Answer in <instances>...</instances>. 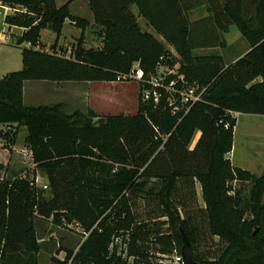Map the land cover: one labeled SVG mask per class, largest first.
Masks as SVG:
<instances>
[{
  "label": "trees",
  "instance_id": "16d2710c",
  "mask_svg": "<svg viewBox=\"0 0 264 264\" xmlns=\"http://www.w3.org/2000/svg\"><path fill=\"white\" fill-rule=\"evenodd\" d=\"M0 1L13 9L4 24L22 29L16 45H30L22 48L21 69L0 78V124L8 125L0 149L12 152L17 133L12 126H24L32 162L50 192L45 198L34 190V177L1 176L5 165L0 163V259L7 250L21 251L37 264L34 217L40 216L52 217L56 225L76 222L84 232L76 250L64 248L62 260L51 258L55 264H151L154 253L146 244L154 231L151 221L165 218L180 242L183 230L199 264H264V173L255 176L233 167L226 157L236 125L230 114L264 115V0H89L95 22L105 26L106 46L91 50L79 43L73 58L34 48L43 29L58 38L66 19L87 26L84 18L70 15L68 2ZM129 4L173 48L179 71L190 80L200 83L203 78L193 74L222 64L219 56L193 51L222 47L221 34L229 26L250 50L219 70L203 99L180 120L181 113L172 115L164 99L156 108L148 103L146 114L107 117L96 125L91 110L67 115L61 104H23L27 80L114 81L135 60L145 77L163 65L169 49L140 31ZM199 6L209 15L191 21L189 11ZM170 79L175 77L169 75L166 82ZM196 132L199 137L190 148ZM235 176L252 184L248 197L228 184ZM195 182L201 185L204 206L196 203ZM138 199L151 208L152 220L136 218ZM246 212L250 218L242 217ZM115 236L126 242L131 263L116 255V247L110 252Z\"/></svg>",
  "mask_w": 264,
  "mask_h": 264
},
{
  "label": "rangeland",
  "instance_id": "374dc122",
  "mask_svg": "<svg viewBox=\"0 0 264 264\" xmlns=\"http://www.w3.org/2000/svg\"><path fill=\"white\" fill-rule=\"evenodd\" d=\"M72 13L77 15H82V12L78 10L77 6H73L71 9ZM206 12L205 8L198 10L191 14V17H198L204 15ZM8 13L12 11L8 10ZM1 18L0 14V32L1 30ZM76 26V25H75ZM94 26V25H93ZM89 27L87 30H82L80 34L75 36H68L67 40L61 44H58L51 39V34L48 32L42 33V42L48 44L47 50L44 46L40 45L39 50L52 52L62 55L66 58H73L74 52L77 45L80 43L82 47L91 49V50H104L105 49V36L104 29H98L95 27ZM85 29V28H84ZM65 33L73 34L79 32L76 27L72 29L69 27L65 28ZM22 32L21 28L14 29L12 33H8V39L10 42H13L12 45H5L9 53L13 57L11 60L18 62L16 64L8 65L6 73L3 75L0 74V78L6 75L9 72L18 71L21 69L22 65L20 62L21 51L23 47H26L25 42L16 45V39L20 36ZM236 44V43H235ZM247 46L248 43L246 42ZM237 48L235 57L240 54L239 44L233 45ZM244 46V45H243ZM250 47V46H249ZM246 48L244 46L243 50ZM235 50H232V54ZM200 53V52H196ZM203 54H218L223 57V63L216 66V69L208 67H203L193 74L195 76L202 77V82L199 84L202 86H207L216 73L222 68L232 64V61L235 57L231 55V51L228 49L225 50L223 47L219 49L211 50L208 48ZM171 57V58H170ZM179 59L175 51L169 50V55L165 57L163 65L159 68V71L163 73L170 72V75H173L177 80L181 77L187 81H199L197 79L190 80L186 78L184 72L179 71V64L177 60ZM174 60L172 66L168 65V62ZM138 61H133L132 64H136ZM190 73V77L193 76ZM25 93V104L27 105H55L61 104L62 111L67 114H73L74 112H81L84 115L87 114L89 110L95 113V117L91 118V123L96 125L100 122L105 121L107 117H122L126 118L136 114L138 111L146 114L150 109V104L145 103L142 99V84L135 80L129 81H104V80H93V81H46V80H28L24 87ZM231 117L236 119V125L233 131V143L232 151L226 155L229 159L231 166L238 167L242 170H246L249 173L254 174L255 176H260L264 173V116L256 114H242L234 113L230 114ZM8 130L7 127H0V142L4 143L2 135ZM12 132L14 129L12 128ZM16 133V143L20 148L26 147L25 136L26 129L25 127L18 126ZM199 133L196 132L189 144L190 148L193 147L194 143L198 138ZM26 157V159H24ZM20 158V160H18ZM18 163H15L16 166L9 164L7 167L6 175L10 178L13 176L26 177L31 180L34 177L33 188L41 190L42 195L45 198L50 197L49 187L43 189L41 185L47 183L46 178L39 169H36L32 165V160L25 156L24 152H20L19 157H16ZM0 160L5 161L3 154H0ZM228 184L237 191L240 192L242 197H248L249 191L251 188V183L244 179L241 176H235L233 180H228ZM199 182H195L196 190V203L198 206H204L202 200V190ZM232 192V191H231ZM151 208H145L144 200L138 199L135 202L134 211L137 219L140 220H152L154 215L148 213L147 210ZM243 218H250V213L246 212L242 215ZM153 219L151 223H155L154 231L149 235V241L146 243L151 251L149 257L152 264H161L164 260L171 258V256L180 250L182 243L177 240V236L172 232L169 222L165 218L160 220ZM59 228L51 230V243L54 245L55 251H58L60 248H69L76 250L80 242L84 239L82 232H78L74 222L66 223L61 221L57 225ZM82 231V229L80 228ZM56 232V233H54ZM60 237V238H59ZM65 238L69 241L67 243L61 242L60 239ZM58 239V240H56ZM215 240H218V236H214ZM67 246V247H65ZM167 255V256H166ZM43 261L45 264H55L51 262L49 258L44 257ZM41 260V264H43ZM199 262V261H197Z\"/></svg>",
  "mask_w": 264,
  "mask_h": 264
},
{
  "label": "crops",
  "instance_id": "0c3cea01",
  "mask_svg": "<svg viewBox=\"0 0 264 264\" xmlns=\"http://www.w3.org/2000/svg\"><path fill=\"white\" fill-rule=\"evenodd\" d=\"M109 1H111V0H96V2L103 3V4H106ZM67 2H68L70 15L82 17L88 22V24L85 27V29L84 28L82 29V28L75 26L74 23L72 21H70V19H66L64 24H63L61 34L58 38H56L55 33H53L52 31H50L48 29L41 30L39 45L44 46L46 50H47L48 44L42 42V33L43 32H48V34H51L50 36H51V39L53 40V42L51 44H53L55 41H57L58 44H61L67 40L68 36L70 37V36H75L76 34H80L82 30H87L89 27H91L93 25H94L93 27H95V28L98 27V29L103 28L105 30L104 25L98 24L95 22L94 15H93V12H92L91 7H90V1L89 0H55V4L57 6H60V5L67 3ZM73 6H77L78 10L82 12V15H77L76 13H72L71 9ZM202 8L206 9L205 6H199V7H196L194 9L190 10L188 13L189 19L191 21H194V20H198L202 17L209 15L208 10L206 9V12L204 15L194 17V18L191 17L192 13L197 12L198 10H200ZM129 9L134 14L135 19H136V24L138 25V27L142 33H147V34L152 35L158 41L163 43L167 49H169L170 51H174L173 48L168 43L165 42L163 37L161 35H159L155 31V29L149 24V22L139 13V10L135 4H129ZM1 25H2L1 27L4 28V30H5V32H0V74L3 75L4 73H6V71H7L6 69H8L7 68L8 65L11 66V64H14V65L16 64V66H18L19 63L11 60L13 58V57L10 58V56L12 54L9 53L7 47H5V45H12L13 44V42H10L9 40L7 41L8 36H6V35H8V33H10V32L12 33V31L14 29H17V27H14V26L8 27L7 25H5L3 22V17L1 18ZM66 27H69L71 29L73 27H76L79 30V32L73 33V34H70V32L65 33L64 30ZM2 28H1V30H2ZM221 40L223 41L222 47L225 50L228 49L229 51H231V55H233V57H235L234 55H235L236 50H237V48L233 45H236V44L241 45L240 46V49H241L240 54L233 59L232 63H234L238 58L242 57L244 54H246L250 50V47L247 46V44H246V40L241 36L240 32L232 25L229 26L226 29V31L222 32ZM243 45L244 46L246 45V48L244 50H243V48H244ZM219 48L220 47L210 48V49L215 50V49H219ZM207 49H196L193 51V54L205 55L202 52H205ZM232 50H235V52H233V54H232ZM196 52H200V53H196ZM215 55L219 56L222 60V63H223V57L221 55H218V54H215ZM20 62L22 65V55L20 58ZM27 81H25L23 84V99H22V101H23L24 105H27L24 102L25 101V93H24L25 88L24 87H25V84ZM256 81L257 82L261 81V77H258ZM43 105H48V104H43ZM31 106H35V105H31ZM234 114L237 115L238 112H236ZM256 115H261V114H256ZM261 116H264V115H261ZM3 126L8 127V125H6V124H0V127H3ZM12 127L15 131L18 128L17 125H13ZM21 127H24V126H21ZM198 137H199V135H198ZM25 143H26V136H25ZM1 145H2V143L0 142V146ZM20 152H24L25 156H27L28 158L31 159L30 150L27 146V143H26V147L24 146L23 148H20L19 146H17L16 139H15V142L12 146V152L9 153L6 150L0 149V154H3L5 157L4 162L0 160V163L5 165V168L1 171V176L9 178L6 175L7 170H8L7 167L9 164L13 165V167L16 166L15 163H18V160H20V158L17 160L16 157H19ZM24 159H26V157H24ZM32 165L35 166L33 162H32ZM34 226H35L37 244L39 246V251L37 253V264H41V260L43 261L44 257L49 258L50 260L52 257H56L57 259L62 260L64 257V250H63L64 248L61 250L55 251L54 245L51 243V239H50V236L52 234L51 230L59 228L56 224H54L52 222V217L42 218L40 216H35L34 217ZM54 233H56V232H54ZM56 240H58V239H56ZM60 241L67 243L69 240L65 239V238L62 239V237H61ZM2 243H3V241H2ZM65 247H67V246H65ZM0 252H1V249H0ZM17 253H19L21 256L17 255ZM51 262H53V261L51 260ZM0 264H30V262L28 260V254L26 255L25 252H21V251L20 252H12V251L7 250L5 252V257L0 259ZM43 264H45L44 261H43Z\"/></svg>",
  "mask_w": 264,
  "mask_h": 264
},
{
  "label": "built area",
  "instance_id": "2783aa9c",
  "mask_svg": "<svg viewBox=\"0 0 264 264\" xmlns=\"http://www.w3.org/2000/svg\"><path fill=\"white\" fill-rule=\"evenodd\" d=\"M8 10L13 11L12 8L0 1V14H2L3 18L6 14H8ZM2 30V32H5L4 28H2ZM28 46L30 45L27 44V47ZM39 46L40 45L38 43L34 46V48L38 49ZM161 67V64L158 65L154 73L145 77L139 62H137L134 65L132 64L127 73L117 74L116 80H135L140 82L143 87L142 99L144 102L150 103L156 108L160 105L161 100L164 99V105H167L170 108V113L172 115L177 116L181 113V116L178 117V120H180L192 104L203 99L206 86H202L196 81H187L182 77L178 80L175 78L166 82V77L170 75V72L168 71L167 73H163V71H159V68ZM32 184L34 185V182H32ZM41 187L45 189L47 188V184L43 183ZM74 224L78 232L84 233L80 230L78 223L74 222ZM115 247L116 255L120 256L122 259H126L129 263L133 261V257L127 255V244L121 237L115 236L112 238V242L109 247L110 252H112ZM166 258L167 259L161 264H184L180 250L174 253L170 259H168V257Z\"/></svg>",
  "mask_w": 264,
  "mask_h": 264
},
{
  "label": "water",
  "instance_id": "95a60500",
  "mask_svg": "<svg viewBox=\"0 0 264 264\" xmlns=\"http://www.w3.org/2000/svg\"><path fill=\"white\" fill-rule=\"evenodd\" d=\"M180 235H181V247H180V253L183 257L184 264H199L197 261H195L189 251V243L188 239L183 232V230H180Z\"/></svg>",
  "mask_w": 264,
  "mask_h": 264
}]
</instances>
